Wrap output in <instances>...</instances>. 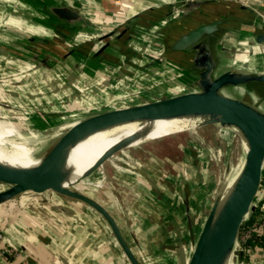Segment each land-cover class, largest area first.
I'll use <instances>...</instances> for the list:
<instances>
[{
    "label": "crops",
    "instance_id": "crops-1",
    "mask_svg": "<svg viewBox=\"0 0 264 264\" xmlns=\"http://www.w3.org/2000/svg\"><path fill=\"white\" fill-rule=\"evenodd\" d=\"M48 1L0 0V65H16L18 57L1 47L24 36L29 49L57 63L55 70L42 67L40 75L45 71L52 80L59 76L62 84L69 82L70 92L78 94L76 101L84 106L104 102L117 108L191 90L195 76L187 53L170 45L180 33L216 19L218 29L211 36L217 72L264 73V38L255 41L257 34H264V0H62L89 22L81 28H69L46 13L43 3ZM3 153L31 152L0 151L1 159L16 164L38 160L33 156L31 163L14 162ZM176 176L173 172L172 179H165L164 191L153 190L145 203L152 220L141 229H156L143 239L147 245L167 235L161 228L167 222L183 228L186 217L179 210L186 207L188 193L178 189ZM79 183L78 188L99 185L94 176ZM76 203L55 198L0 214L6 242L20 251L12 258L0 257V264H21L24 259L31 264H118L122 252L107 225L88 214V206ZM241 256L247 259L243 264H264V251L258 248L242 250Z\"/></svg>",
    "mask_w": 264,
    "mask_h": 264
},
{
    "label": "rangeland",
    "instance_id": "rangeland-1",
    "mask_svg": "<svg viewBox=\"0 0 264 264\" xmlns=\"http://www.w3.org/2000/svg\"><path fill=\"white\" fill-rule=\"evenodd\" d=\"M1 48H6V52L11 53L13 58L17 56L18 60L15 66L0 65V121L5 127L14 129L24 137L32 136V140L26 144L32 146L34 154L40 158L66 130V125L90 114L112 108L104 102H98L94 107L84 106L76 101L78 94L70 92L69 82L66 86L61 83L63 79L55 75L52 80L45 71L41 76L40 73L44 70L42 67L49 71L55 70L57 63L33 47L29 49L28 38L17 37L11 41V45H2ZM0 51L3 53L1 49ZM19 58L32 65L26 66L19 61ZM257 88L237 86L222 89L221 92L231 97L247 94L249 97L246 99L249 103L264 110V98L255 92ZM101 152L86 154L82 161L93 162ZM244 154L245 144L236 129L220 127L216 124L197 125L192 129L148 140L118 151L88 177L89 179L94 176L99 185L96 188L82 186L81 189L95 195L94 197L106 195L114 200L115 206L112 205L111 209L118 222L134 233L137 244L132 248L134 251L141 250L140 254L139 252L137 254L144 264H186L204 217L212 202L220 199L227 190L234 172L238 169V164L241 165L243 161ZM2 155L14 162L33 161V155L30 154L3 153ZM169 166L176 167V171L168 169ZM262 166L263 170L264 161ZM173 172L177 174L175 182H179L178 189L182 187L188 193L186 207L179 210L187 221L182 222L183 228L165 223L161 228L162 234L167 235L165 237L162 235L147 245L142 242L143 239L147 233L156 230H150L153 226L144 231L141 229L142 223L152 220L147 210L150 193L153 190L158 194L163 192L164 187L167 186L166 180L172 179ZM92 183L94 185L95 182L91 181L90 184ZM261 186L257 195L261 192ZM56 199L82 204L61 196ZM13 202L2 204L0 214L11 212L7 208L12 206ZM87 210L88 214L99 218L103 225L106 224L93 209ZM88 218H90L88 220L92 219ZM185 223L188 224L189 229ZM4 227L1 228L3 232ZM142 244L147 246L146 251L149 252L142 251ZM238 248L237 242H234L230 264L244 263L238 260ZM117 263L128 264L123 254Z\"/></svg>",
    "mask_w": 264,
    "mask_h": 264
},
{
    "label": "water",
    "instance_id": "water-1",
    "mask_svg": "<svg viewBox=\"0 0 264 264\" xmlns=\"http://www.w3.org/2000/svg\"><path fill=\"white\" fill-rule=\"evenodd\" d=\"M43 7L46 13L63 21L69 28L89 26L87 20L63 4L62 0L45 2ZM218 24L216 19L196 25L180 33L170 45L171 50L187 53L188 68L195 76L191 90L103 110L76 120L33 167L18 168L0 162V206L9 201H19L7 208L13 210L59 196L79 201L105 221L128 264H144L137 254L141 250L134 251L132 248L137 244L134 233L118 222L111 209L112 205L115 206L114 200L106 195L97 198L82 191L78 188L79 182L94 174L112 155L146 137L153 121L199 117L197 125L216 124L235 128L245 144L239 171L223 196L212 202L186 261V264H225L230 258L244 216L250 208L253 210L252 201L259 187L264 161V110L249 103L247 94L231 97L221 90L237 86L253 87L254 84L264 86V73L231 69L217 72L211 35L218 29ZM263 38L264 34H257L255 41ZM262 88H257L255 92L264 95ZM124 123L138 124L137 130L105 148L87 168L72 176L71 169L66 165L69 149L91 133ZM237 255L240 262V250Z\"/></svg>",
    "mask_w": 264,
    "mask_h": 264
},
{
    "label": "bare ground",
    "instance_id": "bare-ground-1",
    "mask_svg": "<svg viewBox=\"0 0 264 264\" xmlns=\"http://www.w3.org/2000/svg\"><path fill=\"white\" fill-rule=\"evenodd\" d=\"M200 121L199 117H186V118H173L168 120H155L153 121L150 132L143 139H138L130 143L127 147L137 145L139 143L158 139L171 134H176L195 127ZM72 123V122H71ZM71 123L66 125L68 127ZM138 124L136 123H124L114 125L104 130L96 131L89 134L87 137L78 141L73 147L69 149L66 165L72 171V176L78 175L82 170L87 168L92 162L83 160V157L90 153L103 151L117 140L127 136L131 132L137 130ZM235 129V128H234ZM29 140H32V136H22L12 128L5 127L0 121V151H27L38 158L37 162L33 165H22L13 162H8L0 158V162L18 168H28L37 165L40 157L34 154L32 146L26 144ZM87 154V155H86ZM242 164V163H241ZM241 165L238 164L234 176L239 171ZM233 176V177H234ZM230 258H228L225 264H230Z\"/></svg>",
    "mask_w": 264,
    "mask_h": 264
},
{
    "label": "built area",
    "instance_id": "built-area-1",
    "mask_svg": "<svg viewBox=\"0 0 264 264\" xmlns=\"http://www.w3.org/2000/svg\"><path fill=\"white\" fill-rule=\"evenodd\" d=\"M121 1V0H116ZM230 1H239V0H230ZM259 189V188H258ZM260 194L257 195V192L255 194V197L253 199V210H256L255 215L253 216L252 220L248 222L249 220V212L246 213L244 216L241 225L239 227L237 238L235 242H237L239 248L238 250L242 251L245 250L241 244L250 236L251 233H263L264 232V182L260 188ZM248 222V223H247ZM20 254L19 249L14 248L10 244H8L5 240L4 233L2 229L0 228V257L8 258V257H15ZM21 264H31L29 261H26L25 259L22 260Z\"/></svg>",
    "mask_w": 264,
    "mask_h": 264
},
{
    "label": "trees",
    "instance_id": "trees-1",
    "mask_svg": "<svg viewBox=\"0 0 264 264\" xmlns=\"http://www.w3.org/2000/svg\"><path fill=\"white\" fill-rule=\"evenodd\" d=\"M263 182H264V169L261 172V179L259 182V187L263 184ZM262 200L264 201V196H263ZM255 213H256V210L249 212L248 222H250L252 220ZM241 246L247 250L252 249V248H258V249L264 251V232L260 233V234L251 233L250 236L241 244ZM241 261H243L245 263L247 261L246 257L241 256Z\"/></svg>",
    "mask_w": 264,
    "mask_h": 264
}]
</instances>
